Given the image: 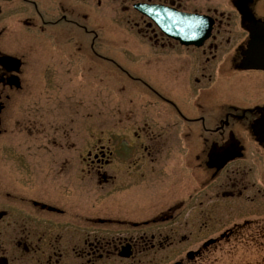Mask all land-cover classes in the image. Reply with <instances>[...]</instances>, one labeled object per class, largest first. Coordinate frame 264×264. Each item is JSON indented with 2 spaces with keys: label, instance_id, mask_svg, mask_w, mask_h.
I'll use <instances>...</instances> for the list:
<instances>
[{
  "label": "flooded vegetation",
  "instance_id": "af4514ba",
  "mask_svg": "<svg viewBox=\"0 0 264 264\" xmlns=\"http://www.w3.org/2000/svg\"><path fill=\"white\" fill-rule=\"evenodd\" d=\"M114 1L0 0V58L11 57L21 66L8 72L0 65V136L21 113L20 103L31 98L25 94L29 81L23 71L28 58L45 49L60 68L58 61L68 55L69 32L82 27L84 4ZM121 1L178 11H189L191 2ZM215 20L212 39L202 52L207 58L220 50L223 42L217 37L226 35L230 21L223 15ZM42 42L48 46L39 47ZM14 76L17 89L7 84ZM58 82L52 81L55 86ZM163 108L157 120L175 117ZM263 115L260 108L244 115L229 113L233 123L247 125L241 126L246 132L240 138L233 127L222 126L223 120L209 132L184 127L180 137L176 121L153 124L144 118L133 133L140 142L112 150L96 143L87 150V159L82 145L69 148L62 130L61 142L33 149L35 158L5 160L0 168V264H164L179 260L181 244L216 229L223 230L222 241L242 237L244 231L264 240V150L260 138L247 132ZM32 125L35 129L39 124L33 120ZM171 132L174 143H168ZM69 150L75 158H67ZM237 151L239 158L220 167ZM69 171L79 178L86 171L96 179L95 207L69 205Z\"/></svg>",
  "mask_w": 264,
  "mask_h": 264
},
{
  "label": "rangeland",
  "instance_id": "374dc122",
  "mask_svg": "<svg viewBox=\"0 0 264 264\" xmlns=\"http://www.w3.org/2000/svg\"><path fill=\"white\" fill-rule=\"evenodd\" d=\"M220 3L223 0H217ZM99 14H96V19H103V15L105 14L104 10H101L98 12ZM92 14L91 16H93ZM254 16L256 18H262L264 19V0H260V3L256 6L255 8V14ZM127 27V26H126ZM109 31L114 34L115 36L119 37H126L128 34V28L127 31L123 27V25L120 22L119 17H113L111 18V21L109 22ZM100 34V33H99ZM98 37V35H97ZM100 38V37H99ZM101 40V38H100ZM143 49L142 43H139L138 46V51ZM180 51L177 49V51L169 52V53H163L160 55H152V57L149 59V64L147 68L148 72V77L152 79H157L158 76L160 75V62L164 61L165 59H168L170 63H173L169 67H173V69H170L173 71L177 66L176 63L182 60V56L178 52ZM156 51H153L152 53H155ZM148 53V52H147ZM179 53V54H178ZM186 56H188L189 59H193V61H196V56L197 54L192 55L191 53H183ZM138 55L139 58V63H133L132 65L129 66L131 68V71L133 74L137 75L134 79H139L141 78V64L144 63L147 59H145L149 54L144 56L142 58V54ZM119 58L121 59L122 62L129 61V57L131 60L136 61L134 55L127 54L126 51L120 52L119 53ZM142 58V60H141ZM77 63H82V70L79 69L78 65L76 64V60L69 63L68 65H64L63 62H61L62 67H60L61 71V79L64 80V85H72L76 87V79L79 78V74L82 71L83 75V87L82 90L84 93L87 91L89 92L87 96L84 97L83 103L85 106H83V110L85 112H89L93 109L94 103L96 101L99 102V105H97L95 108H97V111H99L98 106H100V111H104L105 113L108 112L107 116L100 117L99 119V126L101 128H107V130L112 131L115 126L120 128L121 124H117L118 122H123L124 125L125 123V116H135V117H140V115L143 112L149 111V115L153 116L154 113V108H150L145 106L146 103L144 101H141L138 96H134L139 94L138 92L133 93L132 97L126 98V92H122V88L124 86V83L121 80V77L119 76L118 73L116 75L109 73L107 71H104L101 68L95 69V67L92 65L91 62L87 60L86 55H84L83 59L80 62V59H77ZM39 64V59L38 57H31V64L28 61V64L26 66V73H25V78L28 80L34 81V86L32 85L30 87V95H33L35 100H39L42 102V104L47 103L49 106L48 102L57 100L54 96V91L51 90V88H48L47 83L44 82V80L47 78V75H49V72L46 67V63ZM162 73V78L164 79L165 85L167 89H171L172 83L170 82L171 76H167V73L169 71L165 66L162 67L161 69ZM36 72V73H35ZM247 74H250L249 72H241L240 74V81L242 83L247 84L249 82L250 77L246 76ZM257 79H262L261 81H264V76L261 74H258V76H255ZM127 85L131 86L135 85L134 82H126ZM191 84L189 83L186 87H189ZM181 89L183 90L182 84H180ZM77 88L81 87H76L74 90ZM199 86H197V89ZM129 94V93H127ZM246 94H248V91L246 90ZM58 95H61L63 98H65L64 93H63V86L61 89V93L58 92ZM77 95V94H76ZM258 97L261 95L260 91L257 93ZM78 96V95H77ZM251 99H256L255 94L249 95V100H247V103L251 102ZM47 102H46V101ZM143 100V99H142ZM39 102V104H40ZM81 103V102H80ZM28 103H25V105ZM129 104H132L131 106H128ZM41 105V104H40ZM64 110L67 112L71 113L70 110L75 108V103L72 102L70 103L69 101L64 102ZM30 108V104L27 105V107L23 108V110L27 111ZM156 108V107H155ZM158 108V107H157ZM153 111V112H152ZM110 113V114H109ZM116 113H118L116 115ZM73 116L80 115L79 112L77 113H71ZM112 115H115V117H111ZM29 116L22 115L16 117L15 121L13 123H10V126L13 127L14 132L8 134V136H14L13 141L15 142H20L23 144H26L27 142H30V144L33 143V141L26 136H29L28 132H30V129L27 127L31 126L29 124L30 119L28 118ZM70 119V120H69ZM136 119V118H135ZM56 121H59V119H53ZM138 120V119H137ZM40 121H43V119H40ZM68 124L71 121L70 125H72L73 119L67 118ZM89 122H85L83 126H88V130L92 131V127L88 124ZM81 123H78L77 126L82 125ZM116 124V125H115ZM53 125V124H52ZM51 124L49 127L52 126ZM179 125V124H177ZM24 128L25 132L24 134H20L19 131H17L18 128ZM53 128V126H52ZM70 127H68L69 129ZM72 129V127H71ZM105 131V130H104ZM114 131V130H113ZM112 131V132H113ZM115 132H118L115 130ZM110 133L105 135V140L103 142H106V139L109 138ZM19 135V136H18ZM24 135V136H22ZM73 137L72 132L70 131L69 134V142L72 140L70 139ZM39 139V138H38ZM43 142V140L41 139ZM68 158H71V154H68ZM75 180L72 182L74 183ZM80 187H83L79 190H74L71 188H68V196H80V198H84L81 203L83 207H91L93 206V201L94 197L97 194V189L94 187V181L92 178H85V180H82V184ZM81 200V199H78ZM218 231H215L214 233H217ZM213 233V234H214ZM198 243H196L195 246H197ZM191 249V247H181L180 251L182 250H187ZM195 264H264V241H258V240H253L250 241L246 238L243 240H236L232 241L231 243L228 244H220L216 248H212L208 253H206L202 259L197 261Z\"/></svg>",
  "mask_w": 264,
  "mask_h": 264
},
{
  "label": "water",
  "instance_id": "95a60500",
  "mask_svg": "<svg viewBox=\"0 0 264 264\" xmlns=\"http://www.w3.org/2000/svg\"><path fill=\"white\" fill-rule=\"evenodd\" d=\"M161 26H162V24H161ZM163 28H164V30H166V31H170V28H168V27H164L163 26ZM202 27H199V29H201ZM195 30H196V28H195ZM198 30V29H197ZM177 33H179V32H177ZM180 35V37L181 38H178V37H174V38H176V39H178V40H180V42L182 43V44H184V45H191V44H194L195 46H198V45H200L201 44V42L205 39V36H203L201 39H199L198 41H196V42H188V41H184L183 39H185V37L183 36V33H179ZM257 44H258V40L256 39V38H254L253 37V44H252V42L250 43V47H249V53L247 54L248 55V58H249V61H252L254 64H256V67L255 68H257V69H262V70H264V53L262 52V53H258V54H250V53H252L253 51H255L258 47H257Z\"/></svg>",
  "mask_w": 264,
  "mask_h": 264
}]
</instances>
